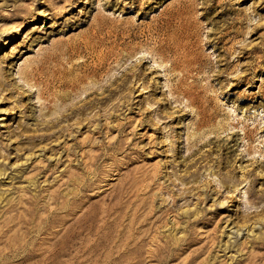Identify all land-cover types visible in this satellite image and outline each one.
<instances>
[{"label":"rangeland","instance_id":"374dc122","mask_svg":"<svg viewBox=\"0 0 264 264\" xmlns=\"http://www.w3.org/2000/svg\"><path fill=\"white\" fill-rule=\"evenodd\" d=\"M0 264H264V0H0Z\"/></svg>","mask_w":264,"mask_h":264},{"label":"bare ground","instance_id":"6f19581e","mask_svg":"<svg viewBox=\"0 0 264 264\" xmlns=\"http://www.w3.org/2000/svg\"><path fill=\"white\" fill-rule=\"evenodd\" d=\"M177 48V47H176ZM171 49V48H170ZM169 49V50H170ZM178 49V48H177ZM176 50V49H175ZM170 52V51H169ZM175 52V51H174ZM177 53V52H176ZM181 53L183 54L184 56V59L182 60L183 61V64L185 68H183L184 70H186L187 72L189 71H193V69L195 68V63H196V59L194 58V55H192V52L190 50V48H185L183 51H181ZM174 54V53H173ZM178 55H176L177 57ZM191 56V58L189 57ZM181 61V62H182ZM178 62V61H177ZM177 66V65H176ZM182 69V68H181ZM182 72V71H181ZM194 72V71H193ZM182 75H184L182 73ZM192 89V86H189L187 89H184V95L185 97H187V100H189V102L196 106L199 110H201V105L198 104L196 102V97H197V92H195V90H191ZM195 92V93H194Z\"/></svg>","mask_w":264,"mask_h":264}]
</instances>
